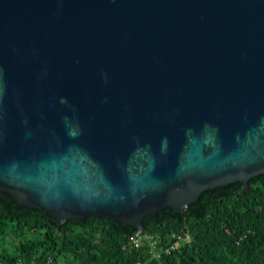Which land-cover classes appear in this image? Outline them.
<instances>
[{
    "label": "water",
    "instance_id": "1",
    "mask_svg": "<svg viewBox=\"0 0 264 264\" xmlns=\"http://www.w3.org/2000/svg\"><path fill=\"white\" fill-rule=\"evenodd\" d=\"M264 174V0H0V190L61 223Z\"/></svg>",
    "mask_w": 264,
    "mask_h": 264
},
{
    "label": "trees",
    "instance_id": "2",
    "mask_svg": "<svg viewBox=\"0 0 264 264\" xmlns=\"http://www.w3.org/2000/svg\"><path fill=\"white\" fill-rule=\"evenodd\" d=\"M132 225L88 215L61 223L0 190V264H264V174L204 191L185 210ZM139 239V246L132 243Z\"/></svg>",
    "mask_w": 264,
    "mask_h": 264
},
{
    "label": "built area",
    "instance_id": "3",
    "mask_svg": "<svg viewBox=\"0 0 264 264\" xmlns=\"http://www.w3.org/2000/svg\"><path fill=\"white\" fill-rule=\"evenodd\" d=\"M143 236V235H142ZM139 237H141V236H139ZM132 243L135 245V246H139V244H140V240L139 239H133L132 240Z\"/></svg>",
    "mask_w": 264,
    "mask_h": 264
}]
</instances>
